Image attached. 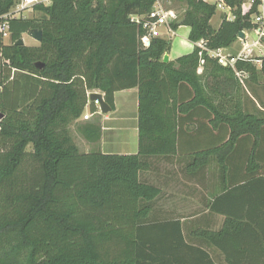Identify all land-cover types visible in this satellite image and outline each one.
Listing matches in <instances>:
<instances>
[{
  "label": "trees",
  "instance_id": "16d2710c",
  "mask_svg": "<svg viewBox=\"0 0 264 264\" xmlns=\"http://www.w3.org/2000/svg\"><path fill=\"white\" fill-rule=\"evenodd\" d=\"M222 1L232 9V22L223 17L215 30L210 25L214 5L183 0L182 19L171 24L172 30L187 26L190 43L204 40L208 50L229 48L240 32L254 28L251 16L262 0L244 12L249 0ZM18 2L0 0V17ZM154 4L51 0L47 7L36 6L40 19L8 20L9 44L0 34V264H211L206 252L186 241L179 221L148 220L159 190L140 180L146 158L176 153L180 119L198 110L209 119L210 130L226 137L194 154L195 165L202 168L215 157L225 178L229 165L245 164L246 181L264 183L263 176L255 177L264 166V100L258 82L264 78V60L259 69L236 62V71L247 74L243 85L207 52L200 57L196 46L163 63L171 44L154 38L144 47L145 30L130 21ZM35 29L42 32L37 47L16 45ZM133 88L137 154L80 153L68 126L87 105L91 113L97 111L86 93L99 91L113 110L114 93ZM84 137L99 140L95 133ZM247 140L245 154L241 144ZM261 225L255 219L236 220L219 233L201 231L198 237L221 247L232 234L230 244L240 245L236 238L246 226L264 234ZM260 242L249 244L264 245V236Z\"/></svg>",
  "mask_w": 264,
  "mask_h": 264
},
{
  "label": "crops",
  "instance_id": "0c3cea01",
  "mask_svg": "<svg viewBox=\"0 0 264 264\" xmlns=\"http://www.w3.org/2000/svg\"><path fill=\"white\" fill-rule=\"evenodd\" d=\"M206 1L209 4L214 2V0ZM181 29H184V32L180 33L175 40L173 49L170 48L167 52L168 62H174L190 54L195 47V44L188 40L190 29L187 26H180L172 30L170 34L164 33L172 39ZM247 45L249 46L247 52L252 51L259 56L261 53L259 48L251 47L248 40ZM228 50L230 48L224 49L226 54ZM255 66L258 69L261 67ZM201 71L197 73L201 74ZM258 82L262 85L261 79ZM182 89V95L186 97V90ZM92 92L96 91L87 93ZM260 97L264 100L262 94ZM113 105L114 108L110 113L88 111L92 115L90 120L84 121L81 116L68 126L69 133L76 130L80 134L85 144L83 154L92 152L90 145L95 146L94 149L102 154H137V89L114 93ZM199 113L200 110L188 116L184 115L180 119L174 155L145 159L147 167L140 173V180L159 190L158 197L152 202L148 220L179 221L186 241L206 252L211 264H264V245L249 244L253 241L262 243L264 236L262 232L254 233L246 226V232L236 238L240 245L230 244L233 236L229 234L223 238L221 247L206 243L198 237L201 231H208L211 234L219 233L226 224L236 220L245 223L249 219H255L262 225L264 222V183L246 181L249 177L245 164L229 165L225 178L221 174L215 157H211L209 163L202 168L195 165L194 154L217 147L219 141L226 137L224 133L210 130L209 119L200 116ZM94 133L99 135V140L96 142H90L84 137ZM262 137L264 141V133ZM241 146L242 151L247 154L250 140ZM261 149L264 151V147ZM255 171H257L255 177H264V166H260ZM238 186L241 188L237 190ZM213 203H215V209H212Z\"/></svg>",
  "mask_w": 264,
  "mask_h": 264
},
{
  "label": "built area",
  "instance_id": "2783aa9c",
  "mask_svg": "<svg viewBox=\"0 0 264 264\" xmlns=\"http://www.w3.org/2000/svg\"><path fill=\"white\" fill-rule=\"evenodd\" d=\"M207 2L206 0H204ZM37 0H21L19 5V10H25L34 3H37ZM42 3H48L49 6L51 4V0H40ZM263 0L261 4L257 8V12L251 16V23L253 24L254 28L251 30L255 38L251 47H257L260 49L261 53L259 56L252 57V51L247 52L249 46L247 45L248 35L247 31H242L245 34V39L242 42L241 50L235 55L231 56L225 53L224 49H217V50H208L206 48V41L201 40L195 44L197 48H199V56H202L203 52H207L210 58H213L223 67L231 68L235 76L238 78L240 83L243 85L244 80L247 78V74L244 72L236 71L235 64L237 61H244V62H251L254 65L261 66L264 60V4ZM254 3V0H249L245 2L242 6L241 11H247ZM216 7V10H221L223 12H227L225 15V21L232 22L234 20V15L232 14V9L229 8L224 4L222 0H214L211 3ZM16 18L11 14H6L0 17V34L2 38H6L9 36L8 33V20ZM175 20V16L172 11L164 10L157 2L154 4L152 10L143 15V16H132L130 21L136 25H139L145 30V35L141 38V43L144 47H148L150 45V41L154 38H161L162 34L160 29L163 28L167 33L172 32L171 24ZM202 62V61H201ZM201 69L199 68L197 72H200ZM90 93H86L87 100ZM90 102L88 101V104ZM94 106L96 108V112L100 113L99 103L95 101ZM91 114L87 113L83 115L82 119L84 121H88L91 118Z\"/></svg>",
  "mask_w": 264,
  "mask_h": 264
},
{
  "label": "rangeland",
  "instance_id": "374dc122",
  "mask_svg": "<svg viewBox=\"0 0 264 264\" xmlns=\"http://www.w3.org/2000/svg\"><path fill=\"white\" fill-rule=\"evenodd\" d=\"M37 3H34L33 5H31L30 7H28L25 10H19V5L21 0H19L18 3H16L8 12V14H11L12 16L16 17V18H21V19H25V20H32V19H40L43 16V13L41 11H39L36 6H43V7H47L48 3H42L40 2V0H37ZM158 3L164 10L167 11H172L174 16H175V20L173 22H179L182 19V15L183 12L185 10V3L183 2V0H155V3ZM227 14V12H223L221 10H216L215 15L212 17V19L210 20V25L212 26L213 29L217 30L222 22L223 16H225ZM160 32L162 34L161 39L165 40L166 42H169L171 44L170 48L173 49L174 46V42L175 40L178 39L180 33L184 32V29H181V31H177L176 32V36H173L172 39L168 36L165 35V31L163 28L160 29ZM247 33H249V37H248V43L252 44L253 41L255 40L252 31H247ZM170 34V33H169ZM21 39L24 41V46L26 47H37L39 45V43L37 41H35L33 38H31V36L29 34H23L21 36ZM242 40L238 39L235 43H233L229 48L230 50H228L229 55L231 56H235L242 48ZM3 43L4 44H9V36L6 38H3ZM228 48V49H229ZM252 57H256L255 54H252ZM261 82H262V88L259 90L260 91V95L262 94V96H264V78H260ZM90 92V91H89ZM98 92V91H96ZM100 93V92H99ZM89 106H86V108L84 109L83 113H82V117L84 114L89 113ZM71 137L74 141V143L76 144V146L78 147L79 151L83 153V151H85V147H84V142L80 136L79 133H77L76 130H73V132H70ZM90 148L93 151H96L94 148L95 146H91ZM94 149V150H93ZM27 152H31L32 151V147L28 146L27 147ZM114 151V150H113ZM123 151V150H121Z\"/></svg>",
  "mask_w": 264,
  "mask_h": 264
},
{
  "label": "water",
  "instance_id": "95a60500",
  "mask_svg": "<svg viewBox=\"0 0 264 264\" xmlns=\"http://www.w3.org/2000/svg\"><path fill=\"white\" fill-rule=\"evenodd\" d=\"M31 36V38H33L35 41H37L38 43L41 42L42 40V32L39 30H32L29 34ZM238 39L240 40H244L245 39V34L243 32H240L238 34ZM17 46H24V41L22 39H19L16 42ZM163 63H168V54L165 53L163 55ZM36 68H41V65L39 63L35 64ZM88 101L90 103H94L95 101H97L99 103V108H100V113L101 114H107L110 113L112 111L111 107L104 101L102 94L100 93H96V92H92L89 94L88 97ZM4 118V115L0 112V121Z\"/></svg>",
  "mask_w": 264,
  "mask_h": 264
}]
</instances>
